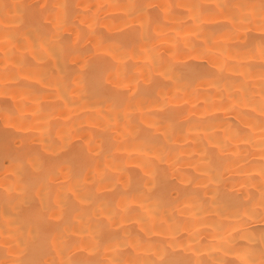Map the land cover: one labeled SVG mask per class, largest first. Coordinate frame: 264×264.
Segmentation results:
<instances>
[{
	"label": "bare ground",
	"instance_id": "bare-ground-1",
	"mask_svg": "<svg viewBox=\"0 0 264 264\" xmlns=\"http://www.w3.org/2000/svg\"><path fill=\"white\" fill-rule=\"evenodd\" d=\"M0 264H264V0H0Z\"/></svg>",
	"mask_w": 264,
	"mask_h": 264
}]
</instances>
